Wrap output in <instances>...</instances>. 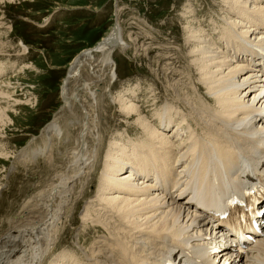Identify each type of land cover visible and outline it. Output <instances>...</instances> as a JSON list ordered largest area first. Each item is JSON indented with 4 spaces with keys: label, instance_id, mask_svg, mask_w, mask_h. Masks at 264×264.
<instances>
[{
    "label": "bare ground",
    "instance_id": "bare-ground-1",
    "mask_svg": "<svg viewBox=\"0 0 264 264\" xmlns=\"http://www.w3.org/2000/svg\"><path fill=\"white\" fill-rule=\"evenodd\" d=\"M216 6L219 17L208 22H199V14L193 17L192 5L185 10L192 21L185 26L181 52L187 51L180 56L189 75H178L177 57L166 47L160 50L170 94L162 100L151 90V97L142 100L148 104L152 99L151 112L135 101L139 86L116 99L109 89H99L108 80L110 87L116 76L113 56L127 45L118 21L106 38L69 65L59 91L68 126L54 118L41 134L43 147L30 149L23 164L50 155L53 138L65 141L75 131L77 138L63 153L65 168L35 190L1 233L0 264H264V228L256 243L240 253L228 244L225 232L190 205H218L255 181L264 182V0H217ZM5 71L0 62V79ZM84 71L86 78H79ZM15 77L0 82V105L9 104L14 94L9 90L17 89L11 84ZM103 98L118 105L115 119L116 113L136 116L140 126L133 135L129 125L114 132L105 154L104 112L98 113ZM4 117L6 108L0 106V124ZM98 168L97 191L91 196L86 187ZM80 201L85 203L82 227L64 246L61 235ZM91 232L98 236L87 243ZM207 245L222 251L210 256Z\"/></svg>",
    "mask_w": 264,
    "mask_h": 264
},
{
    "label": "rangeland",
    "instance_id": "rangeland-1",
    "mask_svg": "<svg viewBox=\"0 0 264 264\" xmlns=\"http://www.w3.org/2000/svg\"><path fill=\"white\" fill-rule=\"evenodd\" d=\"M216 2L217 0H0V45L4 47H0V62H3L8 71H5L0 82L15 75L11 84L17 86V89L9 90V93H14L9 104L0 105L6 108L7 115V120L4 117V123L0 124V154H7L0 157V236H3L1 233L8 227V222L12 218L16 219L21 205L35 190L43 187L51 175L65 168L64 162L67 159L63 158L65 152H69L74 145L77 131L67 136L65 141L53 138L50 155L42 154L43 158L39 156L32 164H23L22 159L27 153L31 155V150L43 147L41 134L54 118L59 126H68L69 114L66 110L60 111L59 91L61 82L70 69L69 65L79 54L106 38L118 21L127 45L124 51H118L113 56L116 76L110 87L106 86L109 84L108 80L99 89H109L111 97L116 99L117 95L125 93L128 88L139 86L138 99L135 101L146 112H151L155 110L152 99H149L152 94L162 100L168 99L170 94V75L158 60L160 50L166 47L177 57L174 66L179 71L178 75L183 74L186 64L182 56L187 51L185 48L181 52V48H184V29L192 21L185 18L191 15H185V10L192 5L193 17L199 14V22L203 19L208 22L209 18H215L219 14ZM192 23L195 25L196 22ZM211 39L213 47L217 49V38L214 36ZM19 43L27 48L26 57L20 56L23 47ZM23 65H30L31 69H22V73H19L21 71L18 69ZM191 72L195 77V71ZM187 74L189 72L185 71L184 75ZM80 75L79 78H86L87 73L84 71ZM151 90L152 94L149 96ZM147 96L148 104L142 103ZM102 100L103 109H99L98 113L100 110L104 112L100 116V123L104 128L105 154L114 132L124 131L130 126L132 128H128V131H132L130 134L133 135L138 123L136 116L126 119L116 113L118 119H115L112 114L118 111V105H113L105 98ZM139 133L142 134L139 131L137 136ZM19 152L21 155L17 160L15 156ZM27 160H30V156ZM99 174L101 170L99 172L98 168L93 175L92 184L86 187L87 194L91 196L97 191L95 183L98 182ZM81 202L75 206L74 214L66 224L69 227L61 235L64 246L71 244L74 234L78 233L77 229L82 227L80 217L85 203ZM96 231L101 236L107 235L102 229ZM89 236L90 238L86 237L87 243L91 241V237H96L95 232H91Z\"/></svg>",
    "mask_w": 264,
    "mask_h": 264
}]
</instances>
